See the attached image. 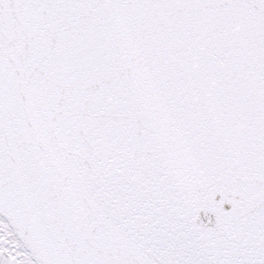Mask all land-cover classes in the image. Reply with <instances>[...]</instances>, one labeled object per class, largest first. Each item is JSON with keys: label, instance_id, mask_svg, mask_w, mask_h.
Returning a JSON list of instances; mask_svg holds the SVG:
<instances>
[{"label": "snow or ice", "instance_id": "snow-or-ice-1", "mask_svg": "<svg viewBox=\"0 0 264 264\" xmlns=\"http://www.w3.org/2000/svg\"><path fill=\"white\" fill-rule=\"evenodd\" d=\"M0 264H264V0H0Z\"/></svg>", "mask_w": 264, "mask_h": 264}]
</instances>
